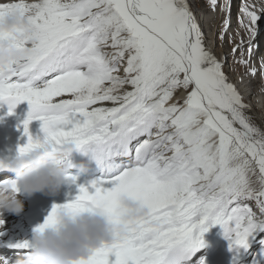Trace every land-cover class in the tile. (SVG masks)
<instances>
[{"label": "snow or ice", "instance_id": "6c2138e0", "mask_svg": "<svg viewBox=\"0 0 264 264\" xmlns=\"http://www.w3.org/2000/svg\"><path fill=\"white\" fill-rule=\"evenodd\" d=\"M16 9L30 14V29L8 37L23 56L0 68V101L9 115L30 105L19 154L72 142L103 170L73 200L54 205L36 231L54 225L60 210L116 215L121 196L130 195L151 215L79 264H185L214 225L237 254L246 251L264 231V128L206 47L188 0L0 3V14ZM244 14L255 37L262 16L248 5ZM33 120L42 122V143L29 133ZM11 182L0 176V184ZM260 243L254 264H264ZM9 246L20 255L31 244Z\"/></svg>", "mask_w": 264, "mask_h": 264}, {"label": "clouds", "instance_id": "9594fccd", "mask_svg": "<svg viewBox=\"0 0 264 264\" xmlns=\"http://www.w3.org/2000/svg\"><path fill=\"white\" fill-rule=\"evenodd\" d=\"M0 3H10L0 0ZM14 3V2H12ZM19 29H30V14L22 10H10L0 14V68L5 70L14 65L23 52L9 35L18 34ZM26 47H33L30 41ZM41 143L43 138H36ZM80 152L72 142L58 149L40 147L19 155L10 162L5 160L9 170L16 175L11 183L0 184V218L5 213L19 215L24 203L19 192L31 196L37 192L56 193L61 186L70 184L73 154ZM91 159V158H90ZM92 160V159H91ZM94 161V160H93ZM88 171V164L79 165V173ZM151 215L148 205L133 196L123 195L116 215L100 210L72 212L60 210L55 224L43 231L34 232L30 250L22 254L15 264H79L90 258L97 249L113 244L127 234L129 225L142 221Z\"/></svg>", "mask_w": 264, "mask_h": 264}, {"label": "bare ground", "instance_id": "6f19581e", "mask_svg": "<svg viewBox=\"0 0 264 264\" xmlns=\"http://www.w3.org/2000/svg\"><path fill=\"white\" fill-rule=\"evenodd\" d=\"M205 5L207 7V10L204 8V4H203V0H196V3L194 4L193 1L191 0L192 4L196 5L198 7L197 10V14H198V18L200 20V23H202V26L204 27V30H206L207 33V27L208 29H211V34L212 36H210V43L208 45H206V47L215 55L216 52V48L214 47V43H215V25L216 24H220V30L218 33V37L220 39V41H222L223 39V35L221 34V32L224 31V28H226V21H230L229 24V42L233 41V43L235 44H239V48L237 49L236 55H243L245 54V50L248 48L250 49L251 46L253 45V42H251V40H247L249 39V30L246 28L245 26H238L237 23V19L236 17L233 15V11L230 14H227V11L224 9V5L222 3H220V1L216 2V6L213 7L211 5L210 0H205ZM8 2L12 3V2H19V0H8ZM26 2H35V0H26ZM197 9V8H195ZM258 15L262 16L260 18V41H263L264 39V1L262 2L260 11L258 12ZM222 17L221 21L219 20V17ZM220 22V23H219ZM209 32V30H208ZM208 40H209V36H208ZM232 44V42H231ZM221 42L218 44L217 42V46H220ZM222 50L224 49L223 47L221 48ZM107 51L111 52L112 49H107ZM234 57V56H233ZM264 62V53L263 54H258L255 57H252L250 60L251 66L248 64L247 70L243 67V71H252L253 69L256 70V79L254 81V85H260V84H264V71H263V67L259 65V62ZM232 68L233 65L231 64ZM223 71L226 74V76L228 77V80L230 83H232L233 85H235V87L238 89V91L242 94L243 99H244V103L246 105H249V108L247 109V113L250 117H252V119L254 120V122L259 125L261 127V125L259 124L258 120H257V115L254 113V108L255 105L253 104L254 99L255 98H251L250 95L245 97V94L249 93V88L247 83L249 84V81L247 79H242L238 78L236 76V72L235 74L229 70L226 71V69L223 67ZM239 86V87H238ZM243 89L244 93L242 92L241 89ZM184 95H186L185 91H180L177 95V99H182L184 97ZM260 98L258 99V102H262L264 101V96L263 95H258ZM247 99L250 101H248L247 103ZM104 106H111V105H104ZM30 111V105L27 101H24L22 103H20L19 105H17V107L14 110V113L9 115V107L8 104L6 102L0 101V133H2L3 131H8V132H13V133H17V132H21L24 129V124L23 122L27 119L28 117V113ZM38 125H42V122L40 120H33L29 126V128L38 126ZM264 128V125L263 127ZM78 154H83L81 152H77ZM169 155H171L169 153ZM0 157L1 158H6V159H10L7 154V152H1L0 153ZM73 158L74 160H77V158L75 157V155L73 154ZM89 160L91 163L96 164L95 161L91 160L89 157ZM12 173L8 172V173H0V176L5 175V178H7V176H11ZM74 175V174H73ZM77 177V181L75 184L70 183V184H65L63 186H61V188L59 189V194L57 196V201L58 202H69L70 200H73L77 195H79V187L80 186H88L92 181H97L103 178V175H98L97 173L93 174V175H85V174H81L80 176H76ZM107 186L110 187V185L107 184ZM246 204V203H245ZM253 211L256 209L257 211H255L256 214H258V207H253L252 206ZM20 218V214L16 215V214H12V213H5L4 216L0 219L6 222H15ZM5 230H7V235L4 236H9L12 233L16 234L18 232L19 235L16 236H21L24 231L21 230V228L19 226L15 225H9L8 223H4L2 227H0V235L1 232H5ZM214 232L212 234H216L217 232H219L222 236H223V232L225 231L223 229V227L221 225H218V227L213 230ZM208 232V231H207ZM205 232L204 235L207 233ZM203 235V236H204ZM224 235L225 232H224ZM256 243V240L252 237L250 238V246L249 249ZM225 244L227 246L230 245V241H226ZM231 247V246H230ZM262 245L260 244L258 246L259 248V252L261 250ZM213 249V248H212ZM233 252H236L235 250H233ZM241 253V251H240ZM199 255V254H197ZM197 255L195 256V258L190 259L187 261V263L185 262V264H195L200 257H197ZM115 257L112 256L110 257V261L114 262ZM203 261V257L200 259V262L197 264H200ZM243 264V263H240Z\"/></svg>", "mask_w": 264, "mask_h": 264}, {"label": "rangeland", "instance_id": "374dc122", "mask_svg": "<svg viewBox=\"0 0 264 264\" xmlns=\"http://www.w3.org/2000/svg\"><path fill=\"white\" fill-rule=\"evenodd\" d=\"M218 0H216V2H217ZM188 3H189V5H190V7H191V10L193 11V14L196 16V18H197V21H198V23H199V25L201 26V29H202V32H203V34H204V43H205V45H208L209 43H210V41H212V40H210V36H212V34H211V29H208V27H207V33H206V30H204V27L202 26V23H200V20H199V18H198V14H197V10H198V7L196 6V5H194V4H192V2H191V0H188ZM195 8H197V9H195ZM228 23H227V25H226V28H224V31H223V39H222V41H221V45L220 46H217V45H215V43H214V47L216 48V51H218V52H216V54H215V57L216 58H218V56L220 55V50H221V48L223 47V48H229L230 49V46L233 44V41H231L232 42V44H231V42H229V31H230V29H229V24H230V21L228 20L227 21ZM208 30H209V32H208ZM208 36H209V40H208ZM208 43V44H207ZM225 69H226V71H229V70H231L234 74H235V72H236V69L234 68V66H233V68H232V66L230 65H226V66H223ZM236 76H237V74H236ZM247 103H248V100H247ZM254 113L256 114V112L254 111ZM252 179H253V181H255L256 180V177H252ZM112 185H110V187H111ZM104 187H109V186H107V184L106 185H104ZM244 203H246L248 206H250V207H254V205H256V202L255 201H253V200H250V201H245ZM255 211H257L256 209L254 210V212ZM258 243H260V241L259 240H257V245H258Z\"/></svg>", "mask_w": 264, "mask_h": 264}]
</instances>
